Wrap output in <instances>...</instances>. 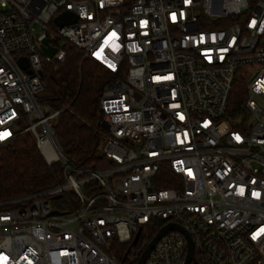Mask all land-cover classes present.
I'll use <instances>...</instances> for the list:
<instances>
[{
  "label": "built area",
  "instance_id": "obj_1",
  "mask_svg": "<svg viewBox=\"0 0 264 264\" xmlns=\"http://www.w3.org/2000/svg\"><path fill=\"white\" fill-rule=\"evenodd\" d=\"M65 10L76 20L58 25ZM68 46L115 75L97 165L63 153L60 110L37 101ZM22 133L61 178L0 200V264H135L168 223L190 238L188 264H264V0H0V146ZM185 233L143 264H183Z\"/></svg>",
  "mask_w": 264,
  "mask_h": 264
},
{
  "label": "trees",
  "instance_id": "obj_2",
  "mask_svg": "<svg viewBox=\"0 0 264 264\" xmlns=\"http://www.w3.org/2000/svg\"><path fill=\"white\" fill-rule=\"evenodd\" d=\"M114 76L99 63L83 58L72 46L65 48L62 60L44 64L42 78L46 87L37 101L60 110L54 132L68 158L85 165L101 163L98 152L100 136L96 131L101 119L99 99L105 83ZM245 98V78L239 72L228 100L231 117L243 112ZM60 178L59 165L45 163L29 134H18L0 146V200L48 187ZM157 185L169 186L170 182L164 179ZM147 230L151 239L155 229Z\"/></svg>",
  "mask_w": 264,
  "mask_h": 264
},
{
  "label": "water",
  "instance_id": "obj_3",
  "mask_svg": "<svg viewBox=\"0 0 264 264\" xmlns=\"http://www.w3.org/2000/svg\"><path fill=\"white\" fill-rule=\"evenodd\" d=\"M75 20H76V16L68 10L61 12L59 15H57L55 17V22L58 25L72 23ZM44 44L45 45L47 44L46 39L43 40V45L41 46L43 54L51 56L55 52V48L52 46H44ZM168 230H180L183 233H185L181 227H179L178 225H176L174 223H168V224L162 226L153 235V237L150 239V241L147 243L146 247L142 251L140 257L138 258V260L135 264H143V262L145 261L146 257L148 256L149 252L151 251L152 247L155 245L157 240ZM185 235L187 237L188 245H187V253H186L185 261L183 264H188L193 259V250H192V243L190 241L189 236L186 233H185Z\"/></svg>",
  "mask_w": 264,
  "mask_h": 264
},
{
  "label": "rangeland",
  "instance_id": "obj_4",
  "mask_svg": "<svg viewBox=\"0 0 264 264\" xmlns=\"http://www.w3.org/2000/svg\"><path fill=\"white\" fill-rule=\"evenodd\" d=\"M52 204L53 205H57V206H59L60 204H61V200H53L52 201ZM62 207V206H61Z\"/></svg>",
  "mask_w": 264,
  "mask_h": 264
}]
</instances>
